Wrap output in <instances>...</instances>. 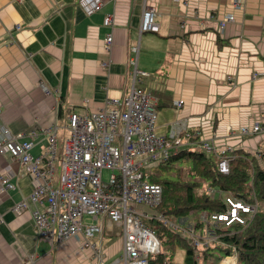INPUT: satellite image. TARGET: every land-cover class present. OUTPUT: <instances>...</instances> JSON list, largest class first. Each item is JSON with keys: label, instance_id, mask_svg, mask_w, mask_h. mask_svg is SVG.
<instances>
[{"label": "crops", "instance_id": "0c3cea01", "mask_svg": "<svg viewBox=\"0 0 264 264\" xmlns=\"http://www.w3.org/2000/svg\"><path fill=\"white\" fill-rule=\"evenodd\" d=\"M144 3L155 9L157 32L139 31ZM227 14L233 20L219 30ZM133 86L157 100L155 134L168 136L178 123L199 133L191 144L179 136V148H198L204 140L217 151H257L264 144V0H102L91 14L78 0H0V125L32 140V155L45 150L54 128L60 159L70 112L106 107ZM255 122L260 133L231 135ZM3 175L13 188L0 183V264L29 256L34 264H92L95 244L103 264L121 254L120 226L101 217L92 219L102 233L91 246L81 236L53 244L41 239L33 206L12 210L29 201L33 182L6 152L0 154Z\"/></svg>", "mask_w": 264, "mask_h": 264}, {"label": "built area", "instance_id": "2783aa9c", "mask_svg": "<svg viewBox=\"0 0 264 264\" xmlns=\"http://www.w3.org/2000/svg\"><path fill=\"white\" fill-rule=\"evenodd\" d=\"M78 5L86 14H91L100 9L102 0H78ZM155 15V9L144 3L140 32L158 31ZM232 20L231 14L225 15L218 20V29ZM104 21L112 26L113 18L107 15ZM104 41L106 50H110L111 32ZM102 65L107 66L108 62ZM134 72L144 74L137 69ZM40 85L45 94L50 93L45 83ZM107 105L95 111L70 112L66 125L68 135L59 159L60 175L56 181V139L51 132L55 129L49 130L45 150L34 156L31 153L32 140H20V134H13L7 126L0 125V154L9 153L24 167L33 182L29 201L21 200L13 205L12 210L21 214L31 204L33 226L41 239L53 244L81 236L83 246H91V240L102 233V226L92 219L106 218L120 226L122 238L121 254L109 264H149V255L160 251V240L155 230L146 224L148 219L163 221L190 238L194 247L211 240L210 230L214 227L245 226L250 221L256 203H246L231 194L222 197L223 211L200 213L201 234L174 224L158 212L150 214L139 210L138 205L156 209L162 201L163 188L147 179L148 167L164 162L175 153L179 149V136H184L191 144L190 138H197L199 133H193L183 123H178L172 125L168 136L155 134L158 103L142 88L133 86L126 95L109 99ZM261 131V125L255 122L251 128L240 127L236 135ZM199 148L214 154L218 158V171L227 172L225 151H217L214 144L204 140L199 142ZM104 170L109 171L105 180ZM0 183L13 188L9 176H0ZM208 192L213 194L210 190ZM93 247L92 264H103V254L96 244ZM34 260L29 256L20 264H34Z\"/></svg>", "mask_w": 264, "mask_h": 264}, {"label": "trees", "instance_id": "16d2710c", "mask_svg": "<svg viewBox=\"0 0 264 264\" xmlns=\"http://www.w3.org/2000/svg\"><path fill=\"white\" fill-rule=\"evenodd\" d=\"M225 156L226 173L218 171V158L214 154L197 147H180L158 163L155 170L146 175L150 182L159 183L163 188L157 212L177 225V220L184 218L182 228L191 223L190 229L201 234L200 213L223 211L222 197L231 194L246 203H256L250 221L245 226L232 224L212 228L211 240L194 247L190 238L163 221L148 219L146 224L155 230L160 240V251L149 255V264H173L179 248L183 250L181 264H219L233 252L237 255L236 264H264V144L252 153L241 148L230 149ZM175 163L184 166L179 168ZM163 172L174 178L159 179ZM210 188L214 189L213 194L208 193Z\"/></svg>", "mask_w": 264, "mask_h": 264}, {"label": "rangeland", "instance_id": "374dc122", "mask_svg": "<svg viewBox=\"0 0 264 264\" xmlns=\"http://www.w3.org/2000/svg\"><path fill=\"white\" fill-rule=\"evenodd\" d=\"M236 134V132L235 133H232L231 135H235ZM68 135V133L66 132V136ZM65 136V137H66ZM60 150H61V143H60V147L58 148V152H59V155L58 156H60ZM55 174H54V177H55V179H54V181H56L58 178H59V175H60V161H59V159L57 158L56 160H55ZM176 164V163H175ZM174 164V165H175ZM179 168L180 167H182V166H184V164H182V163H177L176 164ZM157 166L156 165H151V166H149L148 167V169H147V171H154L155 170V168H156ZM108 173H109V171L108 170H104L103 171V179L105 180V179H107V177H108ZM166 177H172V178H174V176H170V175H168V172H163V173H161V176L159 177V179H161V180H163L164 178H166ZM216 189V188H215ZM211 192H214V189H209ZM209 193V192H208ZM210 194V193H209ZM217 196H218V194H217ZM216 197V196H215ZM139 210H143V211H146V212H148V213H150V214H155V213H157V209H153V208H150V207H148V206H145V205H138V206H136ZM158 214H160V213H158ZM200 218V217H199ZM201 220V219H200ZM178 225L181 227V225L182 224H184L183 222L185 221V219L184 218H179L178 220ZM203 223V222H202ZM191 225V223H188L187 225H186V227H185V229H187V230H189L190 229V226ZM215 228V227H214ZM210 232H212V231H210ZM194 233H196L195 231H194ZM182 257H183V250L182 249H178L177 250V252H176V254H175V257H174V260H173V264H181V261H182ZM25 261V260H24ZM236 262H237V255H236V253L235 252H233L232 253V255L231 256H227L225 259H223L219 264H236ZM22 263V262H21Z\"/></svg>", "mask_w": 264, "mask_h": 264}, {"label": "bare ground", "instance_id": "6f19581e", "mask_svg": "<svg viewBox=\"0 0 264 264\" xmlns=\"http://www.w3.org/2000/svg\"><path fill=\"white\" fill-rule=\"evenodd\" d=\"M148 33V32H147Z\"/></svg>", "mask_w": 264, "mask_h": 264}]
</instances>
